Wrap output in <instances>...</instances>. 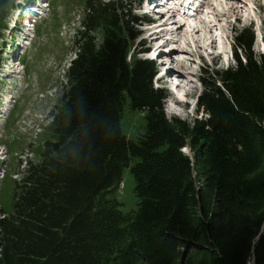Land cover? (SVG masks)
<instances>
[{
    "label": "trees",
    "instance_id": "obj_1",
    "mask_svg": "<svg viewBox=\"0 0 264 264\" xmlns=\"http://www.w3.org/2000/svg\"><path fill=\"white\" fill-rule=\"evenodd\" d=\"M141 1L85 0L40 159L0 208V264H264V54L236 33L235 66L200 80L205 117L168 119L156 63L130 51ZM16 2L0 0V37ZM127 99L137 137L121 131ZM126 169L130 212L115 197Z\"/></svg>",
    "mask_w": 264,
    "mask_h": 264
},
{
    "label": "rangeland",
    "instance_id": "obj_2",
    "mask_svg": "<svg viewBox=\"0 0 264 264\" xmlns=\"http://www.w3.org/2000/svg\"><path fill=\"white\" fill-rule=\"evenodd\" d=\"M235 1H238L242 6L246 5L247 11L242 13L243 15L241 14L239 21L232 19L233 22H227L224 25L219 24L223 38L221 41L219 37L217 38L216 43H214L218 46L212 49L214 53L209 55L208 59H203V68L194 77L198 83L192 85V82H188L187 84L183 83L184 85H173L172 82L170 83L161 77L155 78L154 87L163 90L166 96L167 106L164 110L168 119L178 117L180 120L191 122L194 118L205 117L202 112L196 113L195 101L204 90L200 80L213 76L215 71L226 70L235 66L236 61L232 59L230 53L231 50L233 51L232 46H234L236 33L246 30L248 31L246 34L254 35L255 43L252 46V51L256 56L264 54V46L261 45V39L264 38V0ZM48 2L50 9L44 10L43 14L47 15V18L36 24L35 38L30 42L32 46L25 55H21L23 48L17 50L20 45H26L30 41L31 36H28L29 41L25 40L23 44L21 43L23 38L27 37L23 30L22 39L16 41L12 55H10L12 46L8 44L11 37L13 38L18 33L12 22V17H15L14 14H10L7 18V27L9 28L10 21L12 25L9 31H2L3 35L0 37V105H2L0 106V171H6L4 185H2L3 187L6 186V189L4 192L3 187L0 190V208L9 213L12 209V187L15 186L16 182H21L23 177L21 173L27 166L26 162L39 161L44 143L48 138L46 127L50 122L49 114L63 94L67 82V68L76 54V32L84 15L85 0H50ZM48 2L45 3V6L49 4ZM152 9L154 8L151 5L143 6L142 10L135 7L132 12L134 15L142 17L143 14ZM225 9H228L227 12L230 10V14L234 11L232 8L226 7ZM155 13H151V15ZM237 14L235 13L233 16L238 18ZM246 15L249 17L248 22L244 17ZM155 28L148 25L139 28L142 36L138 37L133 44L132 50H130L131 54L134 52L139 54L142 52L141 50L151 46L148 36ZM158 36L154 35L152 38ZM101 38H103L102 32H96L95 40L98 45L101 44ZM145 39L147 40L145 41ZM6 48L7 51L4 52ZM177 53L179 52L175 51L174 54H171L173 58L170 59L173 67L181 64L174 60ZM196 54L199 53L196 52ZM9 55L12 58L15 57L14 63L8 60ZM215 55H218V58L214 61L213 56L215 57ZM239 55L242 58L244 52L239 51ZM139 57L142 58L143 56L140 55ZM164 68L166 66L156 64V72ZM194 85L196 87L191 88ZM184 94H187L188 97L185 98ZM10 97L11 99L4 100ZM128 103L129 99L124 103L121 131L127 137H137L145 133L146 120L142 111L132 110ZM185 149L184 152L189 154L190 150ZM2 176L0 174V180ZM134 182L130 170L126 169L123 174L122 185L115 196L122 204V210L125 212L137 209L139 200L135 196ZM202 259L194 258L192 264H205ZM248 264H254L253 259Z\"/></svg>",
    "mask_w": 264,
    "mask_h": 264
},
{
    "label": "bare ground",
    "instance_id": "obj_3",
    "mask_svg": "<svg viewBox=\"0 0 264 264\" xmlns=\"http://www.w3.org/2000/svg\"><path fill=\"white\" fill-rule=\"evenodd\" d=\"M170 1H172L173 3H176V6H177L176 10H179V14H180L181 18H183V16H181L182 11H184L183 13L186 12V18H184L186 20L185 23L187 24L186 29L183 30L179 34L177 27L174 26L175 25L174 23H172L169 26V29L167 28L168 26L166 24L162 23V24H159L153 30V34L149 37L152 38V36H154V35L155 36L159 35L156 38H152V39H154L153 42L155 44L158 41H160V42L164 41L166 37L168 40H177V42H175L176 44L174 46L176 47L175 49L179 50V53L176 54V57L174 58V60L176 59L178 61V59H179L181 64L188 66L189 65L188 61H190L189 58H190V56H192V54H196V52H198L200 54V53H204L205 51H207V52L212 51V49L214 48L213 44L216 43L217 38L219 37L220 41L223 38V32H221L222 29H221L220 25L217 24V21H216V18L214 16L213 11H212V17H210L209 14H206L205 16H203V20L201 21V20H198V19H201L200 17H195L194 15H189V13L186 9L188 6H186V5L184 6L182 4V3L189 1V2H191L192 5H195V9H197L203 3L202 0H170ZM234 1L235 0H229V1H227V0H212V3L215 4L214 6L217 9H219L221 11V13L224 14V15H222V16H224V18L222 19L224 23L233 22L232 17H234L233 15H235V13L240 12L242 14L245 11H247L246 5L242 6L240 3H238V1H236V2H234ZM179 4H180V6H179ZM160 5H162V3H160ZM234 6H236L235 8H237L238 11H236V9L233 8ZM192 7H194V6H192ZM224 7L225 8L227 7L230 9L232 8V11L233 10L234 11L230 14V12H229L230 10L227 12L228 9L226 10ZM195 12H197L196 16H199V14H200L199 12H201V14H203V11L199 10V9L197 11L195 10ZM244 17H245V20H247V22H248L249 17L247 15ZM204 18L207 20L206 22H208V23L205 22ZM170 20H172V18H170ZM181 22L182 21H179V22H177V24L181 25ZM158 31H159V33H157ZM161 35H164V36L161 37ZM220 46H221V44H220ZM186 50H187V52H186ZM170 58H173L172 55H170ZM217 58H218V55H215V57L213 56L214 61ZM175 67H173L171 64H169L170 70L174 69ZM165 75H163V76L165 77ZM175 75L179 76L180 74H179V72H176ZM178 78L179 79H176V80H180L178 83H180V82H181V84H183V83L187 84L188 83V81L182 82V80H181L182 76H179ZM163 79H165V78H163ZM191 82H193V80H190V83ZM183 89H184V91H186L185 88H183Z\"/></svg>",
    "mask_w": 264,
    "mask_h": 264
},
{
    "label": "snow or ice",
    "instance_id": "obj_4",
    "mask_svg": "<svg viewBox=\"0 0 264 264\" xmlns=\"http://www.w3.org/2000/svg\"><path fill=\"white\" fill-rule=\"evenodd\" d=\"M185 151H186V149H185Z\"/></svg>",
    "mask_w": 264,
    "mask_h": 264
}]
</instances>
